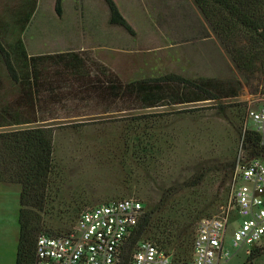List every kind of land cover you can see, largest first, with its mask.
<instances>
[{
    "label": "rangeland",
    "instance_id": "rangeland-1",
    "mask_svg": "<svg viewBox=\"0 0 264 264\" xmlns=\"http://www.w3.org/2000/svg\"><path fill=\"white\" fill-rule=\"evenodd\" d=\"M113 1L134 35L109 23L103 0H61L60 15L54 11L55 0H0V42L11 54L18 40L27 56L78 53L88 65L93 61L103 66L122 83L174 74L219 81L223 92L236 90V96L110 113L122 105L87 97L80 82L59 78L53 90L61 101L45 107L53 112L52 120L0 127V132L53 127L42 210L32 209L40 218L41 234H66L82 210L132 197L141 201L145 211L164 206L163 213L153 217L173 222L182 242L165 251L176 258L188 257L197 222L226 204L230 166L246 111L264 106V70L252 75L237 71L191 0ZM56 28L68 34L60 33L65 40L59 45L47 38L48 31ZM36 34L40 44L33 43ZM107 35L114 37V52ZM16 91L0 59V108L8 103L10 111L16 109L12 103ZM178 91L182 98L188 93ZM139 113L160 115L125 119ZM0 117L2 122L10 121L3 114ZM20 191V185L0 183V264H15ZM233 230H227L224 246L230 255L237 250L231 242ZM141 239L155 242L152 231ZM226 264H264V254L246 257L242 249Z\"/></svg>",
    "mask_w": 264,
    "mask_h": 264
},
{
    "label": "trees",
    "instance_id": "trees-1",
    "mask_svg": "<svg viewBox=\"0 0 264 264\" xmlns=\"http://www.w3.org/2000/svg\"><path fill=\"white\" fill-rule=\"evenodd\" d=\"M103 1L109 12V23L134 35L114 1ZM191 1L237 71L252 75L264 70V0ZM54 11L60 15L61 0H55ZM30 13L28 11L26 21ZM0 59L11 85L17 90L16 98L12 101L16 109L10 111L8 103L0 108V114L10 119L9 122H2L0 117V127L45 123L52 120L53 112L46 110L45 107L46 104L61 101L53 90L57 87L59 78L63 82L68 79L80 82L81 89L87 91V97H94L100 102L117 106L122 105L120 109L110 113H131L140 109L215 101L236 96V90H232L229 94L223 92L220 89L222 83L219 81L189 80L174 74L122 83L108 69L93 61L88 65V62L75 52L27 56L19 40L14 54H11L0 42ZM49 72L54 75L49 76ZM178 90L188 93L183 95L184 98L178 97ZM190 92L192 95L188 97L187 94ZM71 95L77 97L76 92ZM136 106L138 108H135ZM158 115L160 114L139 113L127 116L125 119L140 121ZM52 138L53 127L50 126L0 132V183L21 186L15 264H34V247L37 237L41 234V224L38 214L32 209L42 210L51 170ZM258 142L259 137L256 133L243 128L240 144L247 158L264 154L263 150L258 149ZM200 179L201 177L196 181ZM163 211V205L151 211H145L143 207V215L125 244L126 259L146 231H152L153 239L163 250L182 243L180 233L176 235L177 228L173 222L163 216L153 217ZM182 258L186 257L179 259Z\"/></svg>",
    "mask_w": 264,
    "mask_h": 264
},
{
    "label": "built area",
    "instance_id": "built-area-1",
    "mask_svg": "<svg viewBox=\"0 0 264 264\" xmlns=\"http://www.w3.org/2000/svg\"><path fill=\"white\" fill-rule=\"evenodd\" d=\"M244 128L258 135V149L264 151V106L246 111ZM142 215L141 201L132 197L86 208L70 232L37 237L34 264H226L242 249L246 257L264 254V154L247 158L240 144L226 204L197 222L188 257H173L141 239L126 259L125 244ZM231 227L232 246L237 248L232 255L224 249Z\"/></svg>",
    "mask_w": 264,
    "mask_h": 264
},
{
    "label": "crops",
    "instance_id": "crops-1",
    "mask_svg": "<svg viewBox=\"0 0 264 264\" xmlns=\"http://www.w3.org/2000/svg\"><path fill=\"white\" fill-rule=\"evenodd\" d=\"M63 29V28H62ZM62 31H65L66 32V30H62ZM62 31H60V29L59 28H56L55 30H50V31H48V32H50V34H49V36L47 37V38H49L50 39V41H53V40H55V41H53V42H56V43H58V45L60 44V42H63L64 40H65V37H63L60 33H63ZM98 33V32H97ZM66 34H67V32H66ZM99 34V33H98ZM37 36L36 37H34V41L35 42H33L34 44H40L41 42H40V40H39V35L38 34H36ZM68 35V34H67ZM100 35V34H99ZM101 36V35H100ZM102 37V36H101ZM95 38L97 39L98 38V36L97 35H95ZM103 39H106L105 37H102ZM113 36H110V35H107V44H108V47H110L109 48V50L111 49V51H113L114 52V40H113ZM67 40H71V37H68V39ZM110 40V41H109ZM68 41V42H69ZM69 44V43H68ZM70 46L71 47H73L74 45L72 44V43H70ZM18 209H19V207H18Z\"/></svg>",
    "mask_w": 264,
    "mask_h": 264
}]
</instances>
